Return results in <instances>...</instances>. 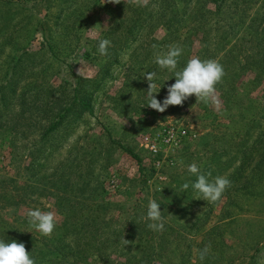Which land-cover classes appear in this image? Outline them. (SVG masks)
Wrapping results in <instances>:
<instances>
[{
	"label": "rangeland",
	"instance_id": "rangeland-1",
	"mask_svg": "<svg viewBox=\"0 0 264 264\" xmlns=\"http://www.w3.org/2000/svg\"><path fill=\"white\" fill-rule=\"evenodd\" d=\"M101 3L0 0V240L33 236L50 248L39 261L55 264L65 221L48 182L57 169L73 182L83 175L88 191L99 183L91 212L109 203L94 214L102 237L117 245L84 264H264V0ZM100 39L111 42L107 55L98 52ZM173 45L183 49L176 70L193 56L223 66L219 109L195 96L162 113L146 106V72H156L161 102L175 82L154 63ZM75 97L90 101L92 112ZM166 128L187 136L162 151L156 168L144 137ZM193 163L231 181L217 203L193 198ZM151 200L160 204L162 231L148 227ZM34 208L55 212L50 237L29 224Z\"/></svg>",
	"mask_w": 264,
	"mask_h": 264
},
{
	"label": "clouds",
	"instance_id": "clouds-1",
	"mask_svg": "<svg viewBox=\"0 0 264 264\" xmlns=\"http://www.w3.org/2000/svg\"><path fill=\"white\" fill-rule=\"evenodd\" d=\"M121 2L122 0H102L101 4H120ZM123 2L143 7L147 6L148 0H123ZM110 44L108 39H100L98 52L101 55H107ZM182 51L181 47L173 45L169 46L167 52L155 55L154 63L159 69L174 72L175 82L168 86L167 95L161 102L154 95L160 90V88L157 90L154 83L156 72H146L144 74L148 82L146 106L162 113L169 106H182L189 97L195 96L196 102H202L219 109L220 100L216 86L222 82L225 75L223 66L215 59H201L198 56H193L187 60L183 68L176 70ZM187 171L196 177L195 181L191 183L195 199L215 204L221 200L225 191L231 186V181L226 176L212 177L211 172H201L195 163L190 164ZM189 187L190 184L185 182L181 185V190L187 191ZM26 217L29 224L45 237H50L57 225V216L54 211H42L39 208L28 209ZM146 219L150 221L148 227L151 230H163L162 211L160 204L155 200L149 201ZM209 249L210 246H205L200 250L199 259L201 261L208 255ZM0 264H35V261L24 243H18L15 240L6 243L0 240Z\"/></svg>",
	"mask_w": 264,
	"mask_h": 264
},
{
	"label": "trees",
	"instance_id": "trees-1",
	"mask_svg": "<svg viewBox=\"0 0 264 264\" xmlns=\"http://www.w3.org/2000/svg\"><path fill=\"white\" fill-rule=\"evenodd\" d=\"M213 2L220 5L223 0H213ZM75 99H77L76 101H79L80 105L84 107V109L92 112L90 101L78 97H75ZM61 120L62 119H59L58 122L54 124V127L59 126ZM111 140L113 143L119 145L128 153L138 158V156L134 152H132V150L123 146L119 141L113 138H111ZM78 177L79 178L77 180H74L73 182L72 180H70V174H68L67 176H61L56 169L48 178V182H50L49 184L52 187L56 188V190H58V192L56 193L52 192V195L58 198V201L56 203L59 206V212L65 215V221L61 226L62 232L60 233L58 238H56L55 241L57 246L55 249H53L56 259L55 264H78L79 262L81 264H84L90 258L91 253L101 250L105 246V244L111 242L110 238L105 239L102 237V230L104 225H102L103 221L99 220L100 214H94L97 211L104 212L106 208H108L109 203L107 204L105 202H99L97 204L96 211L93 212H91L92 208L89 204L90 197L94 196L93 191H97L98 188H100L99 183L95 186V188L88 191V182H86L85 180L80 181V178L84 179L83 175H78ZM84 177L85 179L87 178L86 176ZM29 181L33 182L32 180ZM35 182L40 183L37 180H35ZM70 182H72L71 187L69 184ZM8 200H13V203H16L18 205L21 202L25 201L24 198L22 200H19L17 196L8 197ZM7 224L9 225L8 222ZM69 236H72V238L70 239L72 244H66ZM30 237H26V240L21 238L15 241L18 243H24L26 249L29 251L30 256L34 259L35 264H42L41 260L39 261L38 257L42 259V256L40 257L39 255L43 252H49L47 250L50 248H43L44 250H42L40 248V245L37 244L34 240L33 236ZM5 239L6 241H4V239L3 241L6 243L14 240V238L9 237H5ZM111 243L112 245H117V241H112ZM112 245H110V247ZM43 246L47 247V243H44ZM67 246L74 248V252L72 251L71 253L70 251L65 250V247Z\"/></svg>",
	"mask_w": 264,
	"mask_h": 264
},
{
	"label": "built area",
	"instance_id": "built-area-1",
	"mask_svg": "<svg viewBox=\"0 0 264 264\" xmlns=\"http://www.w3.org/2000/svg\"><path fill=\"white\" fill-rule=\"evenodd\" d=\"M187 136L186 130L176 131L174 128L165 129L164 132L147 135L144 137V146L154 157L153 165L160 168L162 164L161 153L167 147H177Z\"/></svg>",
	"mask_w": 264,
	"mask_h": 264
}]
</instances>
